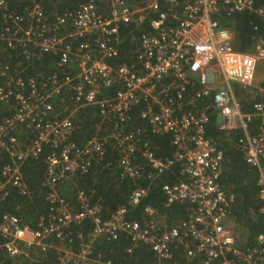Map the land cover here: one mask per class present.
I'll list each match as a JSON object with an SVG mask.
<instances>
[{"label":"built area","instance_id":"2783aa9c","mask_svg":"<svg viewBox=\"0 0 264 264\" xmlns=\"http://www.w3.org/2000/svg\"><path fill=\"white\" fill-rule=\"evenodd\" d=\"M45 1L0 0V202L30 196L23 164L48 148L45 212L30 226L1 210L0 252L26 264H114L96 242L123 235L126 252L149 248L148 264H264V233L249 237L234 223V195L219 182L223 150L206 128L211 120L223 136L240 130L234 146L257 171L264 215V82L249 112L240 99L264 50L236 49L225 24L243 12L264 22V0H75L60 9L51 0L50 10ZM127 36L131 62L111 63ZM89 107L93 134L75 142ZM148 134L167 136L168 156L155 155ZM100 162L131 182L106 215L83 190L60 191ZM157 183L162 208L182 210L172 223L141 205Z\"/></svg>","mask_w":264,"mask_h":264},{"label":"trees","instance_id":"16d2710c","mask_svg":"<svg viewBox=\"0 0 264 264\" xmlns=\"http://www.w3.org/2000/svg\"><path fill=\"white\" fill-rule=\"evenodd\" d=\"M75 0H61L60 4L56 6L70 7L74 5ZM45 9L50 10L53 7L51 0L44 2ZM233 28L235 38L239 42L236 45L239 49L248 48L255 41H264V22L250 13H238L225 20ZM146 29L147 24H143ZM143 28V29H144ZM123 26L120 29V36H123ZM139 34L140 31H134ZM118 55L110 60L111 63L127 62L132 60V50L134 44L130 43L128 36L122 39L119 44ZM41 68L49 69L54 59L45 55L43 57ZM57 106V105H56ZM242 111L249 112L250 104L243 102ZM2 110V109H0ZM91 109L83 108L78 117L86 118L83 121L82 128L71 136L75 142H80L89 138L93 132L91 124L97 120L95 115L90 112ZM136 109L132 111L135 115ZM137 123L141 121L136 118ZM253 121H250L252 123ZM207 134L213 137L218 146L223 150L224 162L223 170L219 176V182L223 188L230 191L234 195V201L231 208V213L234 223L242 228L249 237H253L258 233H264V215L258 211L260 200L258 197L259 186L257 183V171L255 168L247 165L241 158L239 151L234 146V140L240 134L239 129L231 130L228 136H223L218 131L213 122L210 120L207 124ZM150 142L156 156L165 157L170 153L167 136H156L148 134L146 136ZM48 152V148L44 147L42 153L32 160H28L23 164V175L25 181L30 189L29 197H19L15 193L10 192L9 195L0 202V211L7 210L15 213L21 221L34 226L36 219L40 214H43L46 209L44 195L46 190L39 185L42 176L44 164L42 162L43 156ZM107 160L114 161V155L108 153ZM175 170V167H172ZM172 176L165 177L163 180H170ZM73 185L75 188L83 190L90 195L92 200L98 199L102 206V215H106L107 211L113 210L117 205L126 202V195L131 186V182L127 179L121 178L115 171L114 165L104 167L103 162L94 164L85 173L78 174L73 178ZM66 196L69 195L68 189L62 191ZM163 194L159 189V185L154 186L149 190L147 195L142 199L141 205L148 204L157 209L159 212L165 214V220L172 223L176 217L180 216L182 210L178 205H173L170 210L162 208ZM132 218H139L137 213H131ZM128 241L123 236L117 240L108 241L104 238H99L96 242V249L100 251L105 258L109 259L114 264H148L151 260V252L145 245L134 247L131 252H126L125 247ZM0 264H26L21 260L8 258L4 253L0 252ZM34 264V263H29Z\"/></svg>","mask_w":264,"mask_h":264},{"label":"rangeland","instance_id":"374dc122","mask_svg":"<svg viewBox=\"0 0 264 264\" xmlns=\"http://www.w3.org/2000/svg\"><path fill=\"white\" fill-rule=\"evenodd\" d=\"M263 69H264V59H257L255 70H254V77H253V80L250 86L245 90H240L242 93H245V94L240 93L241 101H247L248 97L251 96L252 94H255L256 90L262 86L264 82V75L263 76H259V75L264 73ZM64 188L65 190L68 189L70 191L69 195L67 196V197H70L72 194L71 190L74 188L73 183L72 184L71 183L62 184L60 191L62 192Z\"/></svg>","mask_w":264,"mask_h":264},{"label":"crops","instance_id":"0c3cea01","mask_svg":"<svg viewBox=\"0 0 264 264\" xmlns=\"http://www.w3.org/2000/svg\"><path fill=\"white\" fill-rule=\"evenodd\" d=\"M143 24H147V27H146V29L143 27ZM141 26H140V31H145V30H148V29H150V25L148 24V23H143ZM228 25H229V23H228ZM144 28V29H143ZM231 29H230V31L232 32V43H233V46L236 48V49H238V50H244V51H249V52H257V50H258V48H263V50H264V41L263 42H260V41H255L252 45H250L248 48H244V49H239V48H237L236 47V45H238L239 44V42L236 40V38H235V33H234V30H233V28L232 27H230ZM128 29H130V27H128L126 30H128ZM264 70V69H263ZM262 72V71H261ZM264 75V73L263 74H261V75H259V76H263ZM245 102H247V103H249V101L247 100V101H245ZM116 169V168H115ZM64 190H65V188H64ZM63 190V191H64Z\"/></svg>","mask_w":264,"mask_h":264}]
</instances>
